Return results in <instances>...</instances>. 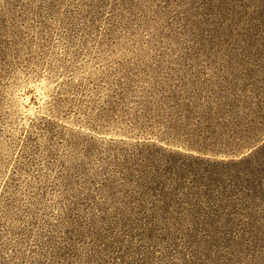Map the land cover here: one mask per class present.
I'll return each mask as SVG.
<instances>
[{
  "label": "rangeland",
  "instance_id": "374dc122",
  "mask_svg": "<svg viewBox=\"0 0 264 264\" xmlns=\"http://www.w3.org/2000/svg\"><path fill=\"white\" fill-rule=\"evenodd\" d=\"M0 264H264V0H0Z\"/></svg>",
  "mask_w": 264,
  "mask_h": 264
}]
</instances>
